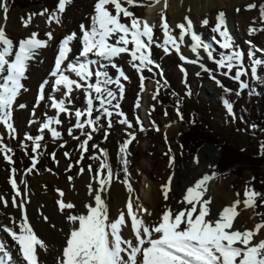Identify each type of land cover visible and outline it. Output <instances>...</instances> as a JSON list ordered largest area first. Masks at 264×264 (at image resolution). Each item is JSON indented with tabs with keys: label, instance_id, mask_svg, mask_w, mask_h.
I'll return each instance as SVG.
<instances>
[{
	"label": "rangeland",
	"instance_id": "1",
	"mask_svg": "<svg viewBox=\"0 0 264 264\" xmlns=\"http://www.w3.org/2000/svg\"><path fill=\"white\" fill-rule=\"evenodd\" d=\"M199 1L202 3V0L181 2V8L179 11L176 10V14H180L182 20L177 21L176 26L171 22V0H167L168 6L166 8L164 7L158 11L153 24L147 19L146 9L152 4L148 0H135L134 4L136 6L134 8L130 7L128 10L133 12L135 17L144 21L147 20L150 25L154 26V42L151 46L154 50H157V45H163L165 38L161 28V15L163 14L166 17L171 34L177 40L180 35V29L177 25H187V20L185 19L187 17L192 22L193 31L201 37V40L204 43L212 45V49L216 53V55L213 53V56L216 60L220 58L219 54L221 52L227 53L230 51L219 47L216 41L221 40V37L218 33L213 32V28L217 24V16L223 12L225 14V27L228 34L232 38L235 47L245 54L244 63L247 67L250 64L247 52L252 50L253 46L258 50H263L264 48V31L260 30L264 29V23L259 12V5L263 0H249V2L241 3L231 13L228 12L227 8L210 9L205 16H202V19H197L195 15L192 16L190 13L183 14L186 10L189 11L194 7L193 3ZM207 1L210 5L215 3V0ZM96 2L97 0H71V3L66 5V10L62 14L57 12L58 0H42L41 6H32L26 9L13 7L7 3L8 12L6 16L8 15L10 19V25L8 23L6 25L2 24L6 35L14 41V44L18 46L19 41L29 38L32 33H37L39 39L48 41L46 33L51 32L53 38L48 41V46L38 50L34 59L29 62V68L26 73L27 78L22 81L25 90H22L18 100V105H24V107L21 108L17 105L14 110V120L11 121L15 131L10 132L7 127L0 124V149H10L7 152L0 150L1 196L5 200L15 196V191L10 183V180L13 178V169H15L14 178L17 181L18 187L21 189V192H26V196L29 197L30 194L38 196L40 193L44 195L49 191H54L55 193L58 190H64L67 182L75 184L78 178L86 174L92 180H95L96 171L100 169L102 162H106L112 169L113 178L111 185L115 187L124 185L125 180H127L128 185L132 181L133 174L138 172L139 169L149 170L151 172V179L145 175L140 181L138 188L139 198L145 199L150 196L155 184L159 186L161 183L164 186L169 183L170 178V189H172L175 173L186 171L190 164L202 167L201 152L207 150V152L213 155H218L219 153L220 159L217 164L211 165V168L209 167L206 173L200 174L195 179L196 183L205 176L209 177L205 185L207 192L204 193L203 198L207 197L210 188H218L220 186V189L223 185L222 183L228 181L226 188L240 202H244L245 191L251 190L249 186L250 172L243 173L242 177L237 179L232 175L216 171L215 167L222 159L221 149L216 144L209 143L204 145L195 155H187L176 144L178 133L186 129L190 115L193 112H197L203 122L212 121L215 123L222 141L228 140L238 148L251 151L252 153L258 152V150L264 152V148H262V145H264L262 143L264 133L259 136L255 135L249 129V125L242 123L239 119V109L247 107V89L241 91L239 82L224 75L223 72L226 69L218 68L213 60L208 59L207 53L202 48L198 50V58L191 51L190 45L192 41L190 36H185L183 43H180L179 53L169 45L167 53L164 51L163 46H159L161 50H159L158 54H155V58L158 57L159 63L167 61L166 67L173 71L169 75V81L171 87L179 94V99L183 105L182 110L164 108L153 98L152 93L154 91L155 79H163L161 68L156 65H150L151 71L146 68L142 71H137V68L133 66L131 57L125 53L115 57L111 62L99 58L95 65L89 67L93 72V76L88 80V83L94 84L96 82L94 73L101 71L107 72L113 80L119 79L120 84L124 87V94L121 98L119 89L115 83L107 85L116 94V99L112 100L111 104L105 105L112 112L111 117L102 115V110H96L100 108V101L96 99V93L92 91L93 113L91 119L95 120L97 116H100V119L92 126L85 124L83 130L75 127V111H86L87 109L85 95L87 83L81 81L79 77H76V80L82 84V87L73 90L70 103L66 99V107L69 111L58 113L55 110L51 113V102L47 97L55 96L57 99H65L62 95L63 91L52 92L54 78L51 77L50 73L54 69L60 42L66 37L60 33L58 34L59 37L56 36V24L58 27L63 28L62 32L66 31V28L69 27L66 35L75 33L78 37L76 42L80 41V33L78 32L80 24L78 20H71L67 16L76 14L79 9L83 10L82 8H86L88 4L90 6L89 9H92L89 13L92 16ZM208 3L206 9L208 8ZM250 5H255V7L250 8ZM107 7L115 15L114 6L108 5ZM199 9H203V7ZM45 10H47L45 15H40ZM51 13L59 15V23L55 21L51 24L48 23V15ZM205 19L208 21L207 25L203 24ZM69 20L72 21L71 26L68 25ZM26 22L27 26H25ZM121 22L130 24V18H126L121 14ZM72 24H74V27ZM250 28H255L257 31L250 34ZM74 41L72 45H74ZM112 42H115L114 39ZM131 47L132 45H129V48ZM181 54L187 61H196V63H188L186 60H182ZM256 56L257 58H263L264 53L257 51ZM82 59L92 63L97 60V57L95 55H90L88 58L81 57L80 63ZM71 62L76 64L75 59H72ZM135 63L138 65L139 62ZM112 64L116 66L113 67ZM201 65L207 68L208 71H204ZM248 71L249 75L243 76L241 79L250 86L252 81L250 67H248ZM234 74L235 69H233L230 75L234 76ZM71 75L69 78L74 79L73 73ZM141 76L144 77L143 88L141 87ZM149 78H153V81H149ZM45 80L49 81L45 85L46 99L37 104L39 87ZM216 81H220V85H223V87L218 85ZM101 86L104 87V85ZM224 88L240 92V95L243 96L238 105L233 107L231 115L220 99ZM116 104H119V108L113 107ZM137 104H139L138 107ZM178 111L180 115H178ZM118 113L120 114L118 115ZM50 118L61 121L59 125H51V128L60 133V136L57 138H54L51 131L47 129L44 131L40 130L43 123L47 122ZM87 119L89 117L86 115L81 117L82 121H86ZM121 120H126L127 123H121ZM109 122L111 123L110 127ZM128 124H131L132 127L129 128ZM93 127L96 129L95 131L92 130ZM70 130L71 134H69ZM85 133L90 134L91 139H88V135ZM29 136L33 139H28L27 137ZM41 136L43 139L39 140L41 146L37 149L40 154L38 156L33 151L35 146L34 140ZM132 136L135 139H132ZM85 140H87L86 151L81 148ZM128 140H131V143L128 144L126 152H122L121 148ZM6 155L11 158V164L5 159ZM33 159L37 161L34 168ZM124 159L128 161L126 165L127 174L124 171ZM150 164H152V167H150ZM89 167L92 169L91 172L89 171ZM30 168H32L31 172L28 171ZM106 171L107 169H105L104 174H106ZM49 173L52 174L51 181H47L44 176L46 174L49 175ZM160 191L162 192V188H160ZM104 198L107 202L105 195ZM22 199L25 201V195L19 198V201ZM140 205L141 203H138L137 208H146L151 212V208L147 204L142 203ZM180 206L185 207L184 204H180ZM252 212L256 225L264 224L263 198H256V207L252 208ZM138 213L142 217L148 216L142 211ZM262 229L264 230V228ZM8 237L10 238V236ZM1 241L4 243L3 240ZM6 247H9L8 243H6Z\"/></svg>",
	"mask_w": 264,
	"mask_h": 264
},
{
	"label": "snow or ice",
	"instance_id": "2",
	"mask_svg": "<svg viewBox=\"0 0 264 264\" xmlns=\"http://www.w3.org/2000/svg\"><path fill=\"white\" fill-rule=\"evenodd\" d=\"M126 3L134 5L135 0H125ZM158 2V0H156ZM71 0H58V13H64L66 5L70 4ZM114 6L115 15L107 7ZM167 0H165V8ZM255 7V5H250ZM0 8L6 15L8 12L7 0H0ZM45 12L40 15H45ZM121 14L124 17L130 18V24L121 22ZM225 14L219 13L217 16V24L213 28L221 37V40L216 41L221 49L230 50L229 52H221L220 58L216 60L213 56L212 45L204 43L201 37L193 31V25L187 17V25L179 24L180 29L179 39L177 40L171 34V30L166 21V17L161 15V28L164 33L163 46L164 51H169L168 46L171 45L177 53L180 51V43H183L185 36H190L192 41L191 51L199 58V49H203L207 53L208 59L213 60L218 68L226 69L224 75L239 82L240 90L249 89V95L257 94L254 88H250L249 84L243 81V76L249 75L248 67H250L251 79L257 83L264 85V58H257L256 52L264 53V50L253 49L247 52V58L250 64L246 67L244 63L245 54L237 49L228 34L225 27ZM261 17L264 18V6H261ZM91 26L86 28L81 25L82 50L80 56L87 58L89 55H95L101 60L111 62L115 57L121 54H128L133 61V66L137 71L148 69L151 71L150 65L154 64L151 57V46L154 42V26L147 21L135 17L134 13L124 7L121 0H97L94 5V14L91 16ZM53 21L60 22V17L57 13L48 15V23ZM204 25L208 24L207 19L203 21ZM27 26V22L25 24ZM223 29V30H222ZM264 31V29H260ZM250 34L257 31L255 28H250ZM48 41L52 40L51 32L46 33ZM75 33L67 35L59 45L58 55L55 59L54 69L50 75L54 78L52 83V92L63 91L62 95L65 99H57L55 96H48L51 108L58 113L68 112L66 107V99L71 102V93L74 89H80L82 84L75 79H70L66 72L74 73L81 81L87 83L85 95L87 99L86 111L76 110L75 127L83 130L85 124L92 126L96 124L100 116L95 120L91 119L93 113V98L91 92L96 93V99L100 101L102 115L107 117L112 116V112L105 107L106 104H111V101L116 99V94L111 91L107 85L115 83L119 89V95L122 98L124 87L120 84L119 79L113 80L107 72L96 71L94 73L96 82L88 83V80L93 76V72L89 68L88 63L73 64L69 61V53L72 51L70 44L77 40ZM114 39V43L112 42ZM48 41L38 38L37 33H32L29 38L18 42V46L14 41L6 35L5 29L0 27V124L7 127L10 132H14L11 123L14 106L25 86L22 83L25 80L26 73L29 68V62L34 59L38 50L46 48ZM129 45H132L129 48ZM181 59L186 58L181 54ZM65 61H68L65 64ZM139 62L138 65L135 62ZM188 63H196V61H187ZM115 67V64H112ZM204 68L203 65H201ZM235 69V74L230 75ZM204 71H208L204 68ZM121 75H123L121 73ZM102 78V79H101ZM144 77L141 76V87L143 88ZM49 81L45 80L39 87V95L37 104L45 101V85ZM220 85V81H216ZM101 85H104L102 87ZM223 87V85H220ZM225 92L230 91L225 88ZM238 96L240 92L236 93ZM155 98V96L153 97ZM224 105L231 115L233 113L232 104L225 100ZM23 108L24 105H18ZM139 104H137V107ZM119 108V104L113 105ZM120 113H118L119 115ZM87 116L89 119L82 121V116ZM178 115L179 111H178ZM182 118V117H181ZM121 123H127L126 120H121ZM59 119L50 118L43 123L41 131L45 129L51 131L54 138L60 136V133L51 128L52 124L59 125ZM111 123L109 122V127ZM131 128L132 125L128 124ZM95 131V127L92 128ZM143 130V129H141ZM71 134V130L69 132ZM86 134V133H85ZM88 139H91L90 134ZM32 140V137H27ZM43 137H37L34 140L35 152L40 148L39 140ZM132 139H135L132 136ZM131 140L125 142L121 151L126 152L128 144ZM87 140L81 145L85 151ZM264 148V145H262ZM4 152L10 149H0ZM67 155V154H66ZM106 155V154H105ZM54 156V154H53ZM5 159L8 163L12 160L7 155ZM37 161L33 159V168ZM125 165V173L127 174L126 159L123 160ZM171 166V165H170ZM105 169H107L106 174ZM29 172L32 168L28 169ZM83 172V170H81ZM89 171L92 169L89 167ZM15 169H13V178L10 180L11 186L15 191V196L11 200V206L20 209L21 217L19 220L11 218L15 228L8 225H0V231H3L11 237L18 245V251L26 264H39L38 258L41 250H46V243L34 231L33 226L29 222V218L25 209V201L22 199L17 203L16 197L21 196V189L17 185L14 178ZM113 178L112 169L106 162L101 163L100 169L96 171V184L98 187L93 188L89 184V195L93 197L94 203L84 205L86 211L75 212L76 205L73 202H65L62 199L57 203L59 210L64 214L69 223V232L62 248V254L59 264H264V240L253 244V238L259 234L264 228V224H257L254 230L240 231L234 228V222L239 215L237 211L240 201L237 200L232 206H226L217 215L215 219L211 218L210 200H204V193L207 191L205 185L209 180L208 176L197 181L194 186L186 190V194L180 201L185 207L174 211L168 207L162 213L159 221L154 224L147 223L138 212L152 215L146 208H137L134 210V202L130 199L126 204L127 212L121 211L118 217L110 216L109 205L104 198V193L107 192ZM71 179V178H70ZM127 184V180L124 181ZM171 178L169 183L162 186L164 199L167 200L170 189ZM59 191V190H58ZM128 191L132 188L129 185ZM63 197L64 193L59 192ZM264 195L254 190L245 191V208H255L256 198ZM0 203L4 207H8V201L0 197ZM191 207H188V206ZM68 210V211H65ZM127 217V219H126ZM127 220L131 221V229L134 234L133 239H126L122 235V228L127 226ZM18 229V230H17ZM12 255L6 250L3 242H0V264H10Z\"/></svg>",
	"mask_w": 264,
	"mask_h": 264
},
{
	"label": "bare ground",
	"instance_id": "3",
	"mask_svg": "<svg viewBox=\"0 0 264 264\" xmlns=\"http://www.w3.org/2000/svg\"><path fill=\"white\" fill-rule=\"evenodd\" d=\"M189 2V0H171V6H170V13L172 14V23L176 26L177 21L182 20V16L180 17V14H176V10L179 11L181 8V2L186 3ZM249 2V0H215V3H208L207 0H202V3L196 2L193 3L194 7L191 8V10H186L183 14L190 13L192 16H196L197 19L201 18L202 16H205L207 12L210 9H219V8H227L228 12L231 13V11H234L239 4ZM208 3V8L206 9ZM215 4V5H214ZM196 5V6H195ZM168 6V5H167ZM165 7V1H160L156 4H150L148 8L146 9L147 13V19L148 21L153 24L155 22L156 14L158 11L162 10ZM200 7H203V9H199ZM89 4L87 7H83L77 11L76 14L68 15L67 18L73 20H78L80 26L83 24L86 28L91 26V14H89L92 9H89ZM94 10V9H93ZM184 11V10H182ZM181 13V12H180ZM182 15V14H181ZM82 18V20H81ZM68 21V25L71 26L72 21ZM86 20V22H84ZM147 21V20H146ZM10 25V19L8 18V15L6 16L3 13L2 8H0V27H3V24ZM233 23L235 24V21L233 20ZM7 25V26H8ZM74 27V24H72ZM80 26H78V32L80 33V40L82 38V33ZM236 26V25H235ZM69 28V27H68ZM66 31H63L62 27H58L56 24V30L57 35L59 37V33L62 35L67 36V29ZM236 29V28H235ZM236 31V30H235ZM73 43V42H72ZM70 44V47L72 48V51L69 53V61H72V59L76 60V64L78 65L81 60V56L79 55L82 50V43L80 41L76 40L74 41V45ZM90 56V55H89ZM88 58V57H87ZM99 57H97V60L95 62L89 63L86 62L84 59H82L81 63H88L89 67L92 65H95V63L98 61ZM68 61H65V64H67ZM66 75L69 77L72 76L71 72H66ZM74 79L76 80V75L73 73ZM66 91V90H61ZM55 109L51 108V113H53ZM201 161H202V167L201 166H195L194 164H190L186 171H178L174 175V179L172 181L173 188L168 193V199H164L163 191H160V188H162V184L160 183L159 186L155 184V187L152 188L150 196L148 198L140 199L138 196V188L140 181L143 179L145 175L151 176V172L146 169H139L138 172L133 174V178H131L132 181L130 183L124 184L122 186H110L108 187V190L105 195L107 197V203L109 204V211L110 216L112 218L118 217L121 211L127 212L126 204L131 199L134 202V210L137 209L138 203H145L151 208L152 215H148L146 217H142L140 213H138L139 216H141L147 223L154 224L157 221H159L162 213L166 210V208L170 207L174 211L182 209L184 207L180 206V201L183 199L184 195L186 194V190L189 187H192L195 185V179L202 174L206 173V170L211 166L218 163L220 159V155H213L210 152H207V150H204L201 152ZM150 167H152V164H150ZM211 168V167H210ZM157 172V171H156ZM45 179L47 181L52 180V174L49 173L44 175ZM151 179V177H150ZM228 182V181H227ZM226 182V183H227ZM225 182L222 183V187L218 188H210V191L207 193V197L203 198L204 200H210L211 203L209 205V208L211 209V218L215 219L218 215V213L225 208L226 206H232L233 203L237 200L235 196L232 195V193L226 188ZM73 184V185H71ZM89 184L93 185V188L98 187L96 184V179L92 180L91 177L86 174L85 176L78 178L74 183L67 182L65 184L64 190H60L64 193L63 197L59 195L60 191H54L47 192L44 195L40 193L38 196L30 194V196H26V192H21V196L17 197V203H19V198L23 197L25 195V209L27 216L29 218L30 224L33 226L34 231L38 234L40 238L46 243L47 249L40 251V256L38 258L39 264H59L61 254H62V248L64 246L65 240L67 238V234L69 232V223L64 216V214L59 210L58 201L63 200L65 202H73L77 207L74 210L75 212H84L86 209L83 207L86 204L94 203L93 197L89 195ZM131 186L132 191H128V186ZM159 188V190H158ZM149 192V191H148ZM207 192V191H206ZM38 194V193H37ZM147 196V195H146ZM0 197L1 193H0ZM13 197H10L7 199L8 201V207H4L2 203H0V225H8L9 227L15 228V225L12 224L11 218H16L19 220L21 217L20 209L17 207L11 206V200ZM4 199V198H3ZM5 200V199H4ZM240 201V200H239ZM140 205V206H141ZM139 206V207H140ZM191 207V206H189ZM68 211V210H65ZM237 211L239 212V215L237 216L235 222H234V228L245 231V230H254L256 223L255 219L253 217L252 208H245L244 203L241 202L240 205L237 208ZM127 219V217H126ZM18 230V229H17ZM122 235L126 239H133L134 240V234L131 229V221L127 220V226L122 228ZM3 240L6 246V243H8L9 247H6V250L10 251L12 255V260L10 264H25L22 259L21 254L18 251V245L15 244V242L11 239V237H8V234L5 232H0V241ZM261 240H264V230L261 229L259 234H257L254 238L252 243L256 244L259 243ZM2 242V241H1Z\"/></svg>",
	"mask_w": 264,
	"mask_h": 264
},
{
	"label": "trees",
	"instance_id": "4",
	"mask_svg": "<svg viewBox=\"0 0 264 264\" xmlns=\"http://www.w3.org/2000/svg\"><path fill=\"white\" fill-rule=\"evenodd\" d=\"M150 1L156 2V0ZM7 3L13 7L26 9L32 6H41L42 0H7ZM121 3L125 4L123 0H121ZM261 6H264V0L259 5L260 15ZM262 20L264 23V18ZM156 47L157 50H153L151 58L154 64H158V57L155 58V54H158L159 50H161V47ZM167 64L168 62L166 61L158 64L161 66L165 78L162 82H156L155 100L164 108L182 110L183 105L179 99V94L170 85L169 75L173 71L166 67ZM250 88H254L257 94L249 95V89H247V107L239 109V119L242 123L249 125L252 133L259 136L264 133V85L253 80ZM229 90L228 92H222L221 102L224 103L227 100L235 107L243 99V96H238L236 91ZM209 143L218 145L222 152V159L216 166L218 172L232 175L237 179L241 178L243 173L250 172V188L255 192L264 194V152L258 150V152L252 153L251 151L238 148L228 140L222 141L215 123L212 121L203 122L199 113L193 112L190 115L186 129L180 131L176 137L177 146L187 155H195L199 149ZM262 143L264 144V139H262ZM35 154L40 155L37 150ZM259 197L264 198V195Z\"/></svg>",
	"mask_w": 264,
	"mask_h": 264
}]
</instances>
